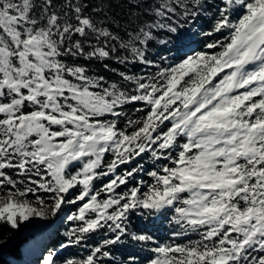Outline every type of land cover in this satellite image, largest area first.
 Here are the masks:
<instances>
[{
    "label": "snow or ice",
    "instance_id": "obj_1",
    "mask_svg": "<svg viewBox=\"0 0 264 264\" xmlns=\"http://www.w3.org/2000/svg\"><path fill=\"white\" fill-rule=\"evenodd\" d=\"M36 218L32 264H264V0H0V227Z\"/></svg>",
    "mask_w": 264,
    "mask_h": 264
},
{
    "label": "rangeland",
    "instance_id": "obj_2",
    "mask_svg": "<svg viewBox=\"0 0 264 264\" xmlns=\"http://www.w3.org/2000/svg\"><path fill=\"white\" fill-rule=\"evenodd\" d=\"M62 223L60 220L53 218L49 221H44L39 218L34 219L30 224H27L26 227L28 231L25 233L26 241L22 243L19 247L21 252V260L15 261L16 264H29L30 262L36 259V250L42 244L49 243V240L52 238L51 234L54 230H57L58 225ZM167 227V223H164V228ZM158 235L163 236L165 232L160 229ZM194 239L196 237H193ZM7 245L0 247V256L10 259L7 253Z\"/></svg>",
    "mask_w": 264,
    "mask_h": 264
},
{
    "label": "trees",
    "instance_id": "obj_3",
    "mask_svg": "<svg viewBox=\"0 0 264 264\" xmlns=\"http://www.w3.org/2000/svg\"><path fill=\"white\" fill-rule=\"evenodd\" d=\"M126 11L125 8L117 7L115 9V12L117 14L122 15ZM205 27H207V23H205ZM161 51H165L164 49H161ZM97 69H100L101 72H103L102 66L97 64L95 65ZM28 231V228L22 227L20 230H12L7 226L0 227V240H5L6 243L4 245H7V253L10 257V259H6L5 257L0 256V264H16L15 261H20L22 256L21 252L19 250V247L26 241V232ZM65 231V225L63 223H60L58 225L57 230H54L51 234L52 238L49 240V244L52 242L58 243L60 240L63 239V232ZM160 231H158L159 233ZM157 233V234H158ZM3 245V246H4ZM1 247V246H0ZM77 250L74 248L67 249L63 254L66 256H71L73 253H76ZM33 262V261H32ZM30 262L29 264H32Z\"/></svg>",
    "mask_w": 264,
    "mask_h": 264
}]
</instances>
